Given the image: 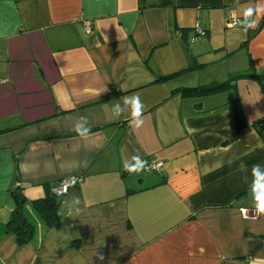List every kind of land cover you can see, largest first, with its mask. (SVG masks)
<instances>
[{
  "label": "crops",
  "instance_id": "obj_1",
  "mask_svg": "<svg viewBox=\"0 0 264 264\" xmlns=\"http://www.w3.org/2000/svg\"><path fill=\"white\" fill-rule=\"evenodd\" d=\"M258 4L0 0V264H264L251 193L252 166L264 167V14L241 24ZM133 95L140 128L111 111ZM82 116L90 131L74 135ZM137 154L163 167L129 174ZM71 175L49 225L32 200Z\"/></svg>",
  "mask_w": 264,
  "mask_h": 264
},
{
  "label": "clouds",
  "instance_id": "obj_2",
  "mask_svg": "<svg viewBox=\"0 0 264 264\" xmlns=\"http://www.w3.org/2000/svg\"><path fill=\"white\" fill-rule=\"evenodd\" d=\"M264 14V4H258L255 8L248 7L243 11V20L241 24L245 31L248 28H253L256 25V21L252 19L253 15ZM231 27V25H229ZM145 109L144 103L141 101L139 95L125 96L123 97V104L117 102L112 105L111 111L115 118L124 116L128 119L130 125H134L135 128H140L144 121L142 119L143 111ZM128 113V115H125ZM87 118L80 117L76 124L73 126L74 130L81 136H85L90 129L86 127ZM257 148H264V143H258ZM231 163V161H229ZM223 161H216L214 165H205V168L214 170L215 167L222 166ZM244 165H241V170L244 169ZM147 169V161L143 160L138 154L131 157V161L126 160L124 162V171L129 174L140 173ZM253 181L251 185V193L253 196L255 211L258 215H264V167L260 164H254L252 166ZM242 213H246V209L240 210ZM103 259V257H99Z\"/></svg>",
  "mask_w": 264,
  "mask_h": 264
},
{
  "label": "trees",
  "instance_id": "obj_3",
  "mask_svg": "<svg viewBox=\"0 0 264 264\" xmlns=\"http://www.w3.org/2000/svg\"><path fill=\"white\" fill-rule=\"evenodd\" d=\"M228 87V82H222V83H211L199 87L194 88H183L181 91L186 94H209L218 92L221 90H224ZM233 111L235 114L236 121H242L241 111L239 104L235 101L233 103ZM260 122H264V120H261ZM78 134L77 132L74 133V135ZM47 138V137H46ZM14 194L19 197V199H23L24 197L20 194V192L15 190ZM24 200V199H23ZM32 204L34 208L42 215V217L45 219L47 224L53 223L58 218V208H59V201L57 200V196L51 194L46 195L41 198H37L32 200ZM16 224V227L14 230L17 231L19 235V239L21 241H26L29 239V237L32 234V227L27 222L25 217L23 216L22 212L20 210H16L12 216H11V223Z\"/></svg>",
  "mask_w": 264,
  "mask_h": 264
},
{
  "label": "built area",
  "instance_id": "obj_4",
  "mask_svg": "<svg viewBox=\"0 0 264 264\" xmlns=\"http://www.w3.org/2000/svg\"><path fill=\"white\" fill-rule=\"evenodd\" d=\"M84 25H85L86 33H90L92 29L91 23L89 21H84ZM162 167H163L162 161L151 160L150 162L147 163L146 170L148 171L157 170L158 171ZM80 179H81L80 175H71V176L60 178L55 188L52 191L53 195L60 197V196L67 194L71 188L75 187L78 184Z\"/></svg>",
  "mask_w": 264,
  "mask_h": 264
},
{
  "label": "water",
  "instance_id": "obj_5",
  "mask_svg": "<svg viewBox=\"0 0 264 264\" xmlns=\"http://www.w3.org/2000/svg\"><path fill=\"white\" fill-rule=\"evenodd\" d=\"M231 84H234V81H232Z\"/></svg>",
  "mask_w": 264,
  "mask_h": 264
}]
</instances>
